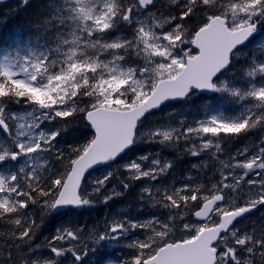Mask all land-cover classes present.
I'll return each mask as SVG.
<instances>
[{"label": "snow or ice", "instance_id": "1", "mask_svg": "<svg viewBox=\"0 0 264 264\" xmlns=\"http://www.w3.org/2000/svg\"><path fill=\"white\" fill-rule=\"evenodd\" d=\"M30 3L19 0L17 17ZM158 3L62 0L30 21L54 33V46L37 50L33 37L25 35L14 41V55L0 58V132L7 137L0 144V166L16 165L0 172V222L15 226L8 247L16 249L21 264H64L69 257L68 264H85L88 252L105 242L121 255L104 254L102 264H264V226L259 235L237 227L239 218L264 205V135L258 136L255 151L238 150L230 158L235 163L221 161L219 177L196 186L189 178L179 187L153 190L175 160L159 153L140 155L122 165V188L148 181L139 199L166 210V219H113L103 230L86 232L83 226L59 227L44 244L35 245L47 248L50 256L29 261L33 248L21 250L42 223L32 211L25 214L29 205L42 218L60 207H92L121 196L112 192L96 200L114 170L91 181L89 190H83V180L92 166L115 160L135 143H158L178 152L182 148V154L194 158L215 148L211 155L217 158L224 140L264 133V0ZM206 34L221 42L211 57ZM249 44L257 46L260 59L246 51ZM238 61L239 67L228 74L231 79L225 78ZM187 99L204 105V114L191 123L149 128L147 138H139L149 113ZM219 99L235 104L236 111L215 112L211 103ZM13 106L30 109L26 115L31 123H18L24 117ZM121 118L129 123L123 139L101 144L102 121ZM79 119L90 129L88 138L57 147V136ZM41 155L54 160L59 170L50 164L38 171L32 161ZM3 256L16 264L11 251Z\"/></svg>", "mask_w": 264, "mask_h": 264}, {"label": "trees", "instance_id": "2", "mask_svg": "<svg viewBox=\"0 0 264 264\" xmlns=\"http://www.w3.org/2000/svg\"><path fill=\"white\" fill-rule=\"evenodd\" d=\"M18 3L19 0H14L6 4H0V53L8 52L13 54L15 48L14 41H16L17 38L23 39L25 35H31L33 37L31 45L37 50H45L48 46H54L53 40L51 39L54 33L38 29L32 25L30 21L34 20L37 14H48L53 8L59 6L62 3V0H31L30 5L19 11L17 17L16 5ZM161 3H163V1H161ZM5 21L11 22L5 23ZM35 37H39V40L35 39ZM248 52L249 55L253 53L258 55L257 58H261L259 56V52L257 51ZM242 62L247 63L246 60ZM238 63H241V61H238ZM191 106L192 110H197L198 112L202 111V104L196 103V101H194ZM175 110L178 111V113L180 112L179 108H176ZM168 114L164 115L162 112H157L148 116V122L142 125L143 128L140 129L139 132L147 130L151 127V123L155 124L160 120H179L173 117V115ZM53 125L55 124L47 125V129L51 130ZM89 133V128L82 119H79L78 122L70 124L66 131L61 132L60 135L57 136L55 144L57 147L69 144H80L88 138ZM0 138L3 139L4 137L0 135ZM139 138L146 139L147 137L141 136ZM2 141L0 144H2ZM233 141L234 139L224 140V147H226V144L232 143ZM133 148L136 154H150L151 152L163 153L166 156V159L175 160V166L162 176L159 184L152 185L153 190L155 187H160L162 185H173L176 187L181 186L182 182H184L187 177L184 172H190L189 177H192L191 180L193 182V186H196L197 184H206L209 178H211V173L215 176L216 171L218 170V167L217 165L215 166L214 162L209 163V156L205 157L204 161H201V163L198 164V168L193 169L191 159L188 158L187 155L182 154V148L179 152L177 150L164 147L163 145H157L154 149L152 143L143 142L136 143ZM160 156L162 158V155ZM50 164H53V166L59 170L55 161L49 160L47 156L40 159L36 169L43 172V170ZM113 170L115 171V173H113V182L115 183L116 188L115 192H122L123 194L121 196L114 197L107 203L97 202L94 208L86 212L75 213L73 211H67L56 216L49 213L41 218L40 210L34 205H29L28 209L25 210V214L32 211L34 216L37 218V222L40 223L39 220L42 219V223L39 230L34 234L33 239L29 243L21 245V250L27 252L29 248H33L31 252H36L37 249H43L44 247L35 248V245L44 244L45 238H49L48 236L54 232V229L57 226L73 225L75 227L83 226L86 230L93 228L103 230L106 222H110L113 219H121L123 217L133 219L136 218L137 215L142 217L156 215L161 219L167 218L166 210L160 207H150L151 201L141 202L139 199L140 189L141 187L146 186L148 181L140 180L133 182L132 186L125 191L120 183L124 172L120 170V168H114ZM102 195L103 193H101L100 198H98L97 201L102 200ZM261 215L262 217L259 218L258 227L257 229H254L256 235L260 234L261 227L264 226V208ZM14 227V225L9 224L8 222H0V264H8V260L3 256V254L7 255L8 251L12 252V260L16 261V263L19 261V258L16 256V249L8 247V245L12 244V241L7 240V237L11 235ZM31 252H28V254Z\"/></svg>", "mask_w": 264, "mask_h": 264}, {"label": "rangeland", "instance_id": "3", "mask_svg": "<svg viewBox=\"0 0 264 264\" xmlns=\"http://www.w3.org/2000/svg\"><path fill=\"white\" fill-rule=\"evenodd\" d=\"M4 55H6L4 52L0 55V58H2ZM8 55V54H7ZM226 78V77H225ZM26 111H30L29 109L28 110H25V109H23V108H20L19 110H17V111H13L15 114H17V115H19V116H22V117H24V119L23 120H21V121H18V123H31V120H30V118L29 117H27V115H26ZM216 112V111H215ZM175 126H177V124H175V123H170V122H167V123H163V122H161L158 126H156V127H162V128H164V129H167V128H169V127H175ZM261 134H259V136H260ZM241 144V141L239 140H236V139H234V141L232 142V143H229V144H226V147H225V152L227 153V155L229 156V159L233 156V155H235L237 152H236V150L238 149V146ZM245 146V145H244ZM250 151H255V147H252L251 149H250ZM144 154H149V153H144ZM155 154H157V153H150V155H155ZM160 155H162V158L163 159H165L166 160V156L162 153H159ZM140 155H143V153L142 154H140ZM140 155H138V156H140ZM138 156H133V157H130L129 159H127V160H122L121 162H118V164L117 165H115L114 167H112V168H103V169H100V170H97V171H95V172H93V173H91L87 178H86V180L84 181V185H83V190H89L93 185L90 183L91 181H95V180H98V179H101V178H103V177H105V176H107V174L111 171V170H113L114 168H122V165L123 164H127V163H129L130 161H132V160H135ZM202 156V155H201ZM200 157V156H199ZM199 157H195V160H196V162L197 163H199L198 161H199ZM37 159V157L35 158V160ZM239 159H243V157H239ZM231 160V159H230ZM232 161V163H235V161L234 160H231ZM32 163H33V161H32ZM214 176V174L213 173H211V177H213ZM113 180H114V177H113V175L106 181V183H105V186H104V188H102L101 189V193H103V194H105V195H108V194H111L112 192H115V190H116V188H115V183L113 182ZM146 186H148V184L146 185ZM244 187H245V189L248 187L246 184L244 185ZM253 220V218L250 220V221H252ZM238 228H241V229H246L247 228V232H253L254 231V227L253 226H250V225H247V224H244V223H242L241 225H238L237 226Z\"/></svg>", "mask_w": 264, "mask_h": 264}, {"label": "water", "instance_id": "4", "mask_svg": "<svg viewBox=\"0 0 264 264\" xmlns=\"http://www.w3.org/2000/svg\"><path fill=\"white\" fill-rule=\"evenodd\" d=\"M6 1H9V0H0V2H6ZM205 38H206L207 43H208L209 56L211 57L212 53L214 52V50L216 48H218L220 46L221 42L219 39L213 38L210 34H206ZM128 130H129V123H128V120L126 118L114 119V120H104L101 123L100 132L98 134L99 139H100V143L101 144L115 145L116 143H118L120 140L123 139V137L125 136V134L127 133ZM113 161L114 160L108 161V162H103V163H98V164L92 166L90 169H88L87 172H89L90 170H92L98 166H102V165L108 164V163L113 162ZM86 173H85V175H86ZM63 208H65V207H60V208L54 210L53 212L61 210ZM253 210H251V211H253ZM251 211H249V212H251Z\"/></svg>", "mask_w": 264, "mask_h": 264}, {"label": "bare ground", "instance_id": "5", "mask_svg": "<svg viewBox=\"0 0 264 264\" xmlns=\"http://www.w3.org/2000/svg\"><path fill=\"white\" fill-rule=\"evenodd\" d=\"M257 59H260V58H257ZM237 68V67H236ZM240 82V81H239ZM221 106H224V104H221ZM211 107L214 111H220L222 110L221 108L217 107L216 105H214L213 103H211ZM20 109V108H18ZM202 111L204 112V107L202 108ZM232 114V113H230ZM55 125L52 126V128L54 127ZM259 134V132H255V133H249L248 136H245V137H241L239 140L241 141V146H244V145H248L250 144L251 142V136H257Z\"/></svg>", "mask_w": 264, "mask_h": 264}]
</instances>
